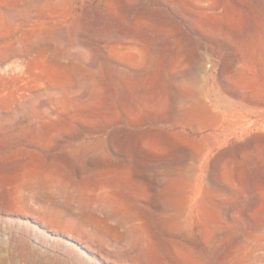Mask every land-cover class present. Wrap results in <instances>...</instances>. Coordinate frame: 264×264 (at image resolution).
<instances>
[{
  "label": "rangeland",
  "instance_id": "obj_1",
  "mask_svg": "<svg viewBox=\"0 0 264 264\" xmlns=\"http://www.w3.org/2000/svg\"><path fill=\"white\" fill-rule=\"evenodd\" d=\"M0 264H264V0H0Z\"/></svg>",
  "mask_w": 264,
  "mask_h": 264
}]
</instances>
